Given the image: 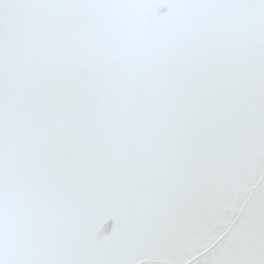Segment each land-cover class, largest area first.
Masks as SVG:
<instances>
[{
  "label": "snow or ice",
  "instance_id": "obj_1",
  "mask_svg": "<svg viewBox=\"0 0 264 264\" xmlns=\"http://www.w3.org/2000/svg\"><path fill=\"white\" fill-rule=\"evenodd\" d=\"M0 264H264V0H0Z\"/></svg>",
  "mask_w": 264,
  "mask_h": 264
}]
</instances>
